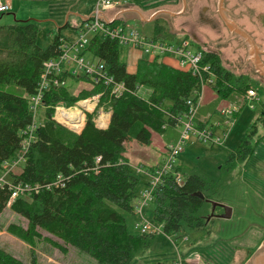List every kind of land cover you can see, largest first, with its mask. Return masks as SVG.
Returning a JSON list of instances; mask_svg holds the SVG:
<instances>
[{
	"label": "trees",
	"instance_id": "16d2710c",
	"mask_svg": "<svg viewBox=\"0 0 264 264\" xmlns=\"http://www.w3.org/2000/svg\"><path fill=\"white\" fill-rule=\"evenodd\" d=\"M161 29L156 23V36ZM38 30L32 22L0 25V173L4 163L22 155V161L6 173V183L0 187V214L8 207L25 221L24 226L8 224L6 232L30 245L42 240L40 232H45L60 241L48 240L63 253L72 247L97 264H132L146 254L154 235L130 233L126 227L124 215L134 214L139 175L124 156L125 143L134 141L147 146L153 136L179 127L187 110L186 101L199 90L198 79L179 68L168 55L137 59L134 71L129 72L123 59L124 47L95 33L84 52H89L91 60L101 64L112 83L121 84L123 90L113 95L111 86L95 83L84 74L64 71L50 75L48 87L40 92L39 106L44 109V117L36 125L31 99L40 88L44 63L60 55L59 46L65 41L56 33L47 48H40L36 44ZM197 49L202 53V63L214 73V85L205 88L213 96L226 100L231 94H244L256 87L248 76L231 74L218 53ZM51 78L57 80V85L50 82ZM72 80H83L85 87L70 92L66 83ZM5 86L21 91H8ZM141 87L146 89L145 94L139 93ZM205 90L203 97L211 99ZM96 95L98 104L86 113L79 132L53 119L57 106L70 107ZM100 108L110 114L105 128L94 123ZM257 123L264 127L263 115L250 126L248 140L227 155L220 182L179 168L162 176L146 209L163 234L187 229L199 235L196 240L207 236L208 225L220 216L217 212L223 214L222 206L212 207V203L218 202L235 167L252 154L256 141L251 144L249 140L256 134ZM33 124L31 138L23 150L24 132ZM146 171L153 174L155 169L149 167ZM178 174L182 175L180 184L175 182ZM16 186L25 190L10 200ZM0 264L35 262H22L0 248Z\"/></svg>",
	"mask_w": 264,
	"mask_h": 264
},
{
	"label": "rangeland",
	"instance_id": "374dc122",
	"mask_svg": "<svg viewBox=\"0 0 264 264\" xmlns=\"http://www.w3.org/2000/svg\"><path fill=\"white\" fill-rule=\"evenodd\" d=\"M110 1L113 8L129 5L147 9L165 5L172 0ZM10 2L11 5L13 2L15 11L10 14L0 13V25L22 22L35 23L39 29L36 35V44L44 49L52 43L56 33H59L61 38L66 40V43L72 44L77 41L81 29L83 33H86L82 28V19L87 20L93 15L95 0H10ZM199 2L196 1L197 4ZM205 4L210 6V12L216 13L215 6L213 7L211 3H202V1L198 5V10H201L200 8ZM226 4L230 6V0H226ZM17 8L20 9L18 14L16 12ZM107 9L109 8L102 9L100 13ZM105 12L108 13V11ZM212 18L216 23V28H214V25H198L200 29L197 31L200 39L193 40L194 45H197L200 50H213L222 55L229 62L225 68L231 74L239 76L238 74L242 73L240 68L242 67V71H244V68L247 67L243 65L245 63L243 61L245 57L244 49L240 47L237 50L240 59L239 64L236 66L233 62L231 65L234 39L229 34L224 38L221 24L216 22L215 17ZM102 21L106 26L123 28L125 31L134 30L143 37L151 38L154 35V22L141 23L137 20L120 18L110 25L104 20ZM242 21H244V18L240 19V23ZM160 23L163 28L158 39L172 45L179 43L192 29L188 27L189 29H179L172 33L171 26L165 20ZM95 33L85 34L87 43ZM99 36L101 37V35ZM86 46L80 49L79 52H83L81 55L84 60L90 61L89 52H84ZM140 58L147 57L139 50L129 46L124 47L123 59L128 71L134 70L136 60ZM242 75L247 76L245 72ZM248 77L251 82L256 84L253 89L256 92L257 99L244 100L245 93L231 94L226 100L219 97L207 99V95H205L204 102L203 99L202 102L207 107L199 110V114L201 117H206L207 113L210 114L208 119L206 118L207 122L204 126L213 128L214 135H220L223 130V128H216V123L221 121L219 111L229 107L235 112L227 126L228 129L225 130L224 141L221 144L198 142L194 138L188 137L183 142L181 152L174 159V169L179 168L184 173L195 172L214 182L221 181L224 175L222 166L227 155L243 141L248 140L250 126L264 112L262 106L264 104V87L260 86L257 77ZM66 87L70 92L75 93L79 87H85V83L83 80H72L66 83ZM13 88V86H5L4 89L20 93L19 88ZM250 89L252 90V88ZM145 92L144 87L139 89L140 94H145ZM207 93L208 89L205 90V94ZM98 101L99 98H92L78 101L70 107L57 106L54 108L53 119L71 131L78 130L85 122L86 113H91L97 106ZM68 110H77L80 113L79 119H72L69 124L66 121L61 123L56 116H64ZM33 115L34 123L38 125L44 117V109L38 106ZM107 119L108 112L100 108L95 115L94 123L97 127H104L105 125H99L105 124ZM74 125H78V127H74ZM180 132V127L169 129L164 135L153 136L150 145L147 146L138 145L134 141L125 143L124 156L128 159L131 168L134 170L141 168L142 170L138 173L139 181L135 188L136 193L146 185L147 177L143 174V171L149 167L154 169L161 167L166 155L163 146L167 148L170 144L176 143ZM262 134H264V127L257 123L256 134L253 136L254 138L249 140L251 144H254L259 138L257 136ZM214 203L230 209V217L215 219L213 223L208 225L209 233L207 236H202L203 239L196 240L199 235L193 234L187 229L178 234L165 235L159 228L160 234L154 235L152 245L146 254L133 261L132 264H180V261H185L188 264H250V260L257 250L264 249V140H259L253 145V152L245 164H239L235 167L228 177L226 186L220 193L218 202ZM208 211H210V208ZM143 214L146 220L152 222L151 213L147 209L144 210ZM124 216L128 232L138 233L135 225L140 222V219L137 215ZM10 223L25 225V221L20 216L12 213L6 207L0 214V248L22 262L34 261L35 264H97L92 258L72 247H67L64 253L61 252L49 243V241L60 243V241L45 232H40L42 240L35 242L33 245L26 244L6 232V227Z\"/></svg>",
	"mask_w": 264,
	"mask_h": 264
},
{
	"label": "built area",
	"instance_id": "2783aa9c",
	"mask_svg": "<svg viewBox=\"0 0 264 264\" xmlns=\"http://www.w3.org/2000/svg\"><path fill=\"white\" fill-rule=\"evenodd\" d=\"M112 2L110 0H95L93 15L85 21H83L82 28L86 33L80 31L79 37L75 43H66L62 41L60 48V55L55 59H50L44 63V71L41 76L40 88L37 94L31 99L32 111L36 110L39 106L40 92L48 87L47 78L50 75H56L60 72L68 71L72 75H82L84 74L91 80L96 82H102L105 86H111L110 92L113 95H119L123 90L121 84L112 83L110 77H108L104 71L101 64L96 63L92 60L87 61L82 57V53L79 52L87 45V40L85 34L90 32L99 33L103 37L117 41L120 46L132 47L136 50L141 51L146 57L155 58L157 56L168 55L172 57L179 68L189 71L193 76H196L199 83V90L194 95V98L188 99L186 101L187 110L182 115L179 127L181 132L179 133L178 140L176 143L170 144L166 148V155L162 162L160 168L155 169L153 174L148 173L146 170L143 174L147 177V182L145 187L139 192L138 198L134 205V214L140 219V222L135 225L138 232L142 234H160V227L150 222L144 217V210H146L149 203L154 197L155 191L158 189L159 183L162 176L173 171V162L176 156L181 152L183 142L188 138L192 137L198 142H209L221 144L225 138V130L228 129V125L234 115V111L229 107L219 111L221 116V121L216 123V128H223L220 135H214L213 128L209 127H199L197 125V113L201 106L203 99V93L205 88L213 86L215 81V76L209 65L202 63V53L198 50H194L191 44L187 40H182L177 45H170L161 41L147 39L139 35L136 31H125L123 28L106 26L100 18V11L102 9L110 8ZM12 10V5L10 0L0 1V13L9 12ZM50 82L53 85H57V80L51 78ZM92 98H99L96 95ZM90 98V99H92ZM256 97V92L254 89L247 90L244 94V100L254 99ZM88 112V111H86ZM99 125V126H104ZM83 126V125H82ZM78 128L74 132H79L82 128ZM35 125H31L25 133L26 139L23 143V150L30 140L33 129ZM102 128V127H99ZM22 161V155L20 154L17 159L11 162L4 163L2 166L3 171L0 173V187L6 183L5 176L6 173L16 164ZM137 173L142 172L141 168L136 170ZM175 182L177 184L181 183V176L178 174L175 176ZM25 188L21 186H16L12 189L10 194V200L14 199L16 196L21 194Z\"/></svg>",
	"mask_w": 264,
	"mask_h": 264
},
{
	"label": "crops",
	"instance_id": "0c3cea01",
	"mask_svg": "<svg viewBox=\"0 0 264 264\" xmlns=\"http://www.w3.org/2000/svg\"><path fill=\"white\" fill-rule=\"evenodd\" d=\"M196 1L197 2L202 1V3H211V5L213 7L215 6V12L216 13H214L213 11L210 12V6H206V4L200 8L201 10H198V5L200 4V2H199V4H197ZM246 3H247L246 0H230V6H227L226 0H172L171 2H169L165 5L157 6L154 8L150 7L147 9H140V8L134 7V6L123 5V6H117L115 8L111 7L107 10L102 11L100 13V18L110 25L120 18H123L124 20H137L141 23L154 22L153 31L155 30V24L156 23H158L160 25L161 24L160 22L165 20L168 23V25L171 26L172 33H175L179 29H189L188 27H191L192 29H190V33L185 35L182 40H187L191 44V47L194 50H198L197 45L196 46L194 45V43H195L194 41H197L200 39V35L197 31L198 29H200L198 27V25H200V24H204L206 26L214 25V28H216V23L212 17H215L216 22H218L220 24V21L218 20V17H217V14H218L222 17V20L224 22V25L223 26L221 25L222 26L221 29H222V31H224L223 37L225 38L229 34L234 39L233 48H232L233 54H232L231 62H230L232 65L236 58L239 59V53H237V51H234V45L236 43L235 37H241L243 40H247L248 35L246 33V29H249L250 25L247 23V18L244 15H242V17H241L242 19L244 18V21H242L241 23H240V20H238L236 22L230 20L229 19V15H230L229 11L233 5H236V7H237L236 14H239V12H242L244 10L243 7L246 5ZM13 11H15V9H14L13 2H12V10L9 12H6V13L10 14ZM105 11H108V13ZM16 12L18 14L20 12V9L17 8ZM106 13L109 15H107ZM82 20L84 21L86 19H82ZM176 21H177V23H176ZM160 32L161 31H159V34H160ZM159 34L156 36L154 33L153 37H151V38H147L145 36L144 37L147 39H152V40H154L153 38H156L157 41H161V39H158ZM248 39H249V37H248ZM161 42H163V41H161ZM179 43H177V44H179ZM167 44H170V43H167ZM170 45H172V44H170ZM241 48H243V47H241ZM208 51L214 52L213 50H208ZM244 52H245V50H244ZM257 53L258 52H255V50H253V46L251 45V49L248 53V58L253 59L255 61H258ZM220 56H221L222 60L224 61L225 66L228 65L229 62L227 60H225L222 55H220ZM245 56H247L246 52H245ZM147 59L151 60L152 58L147 57ZM133 71H129V72H133ZM238 75H242V74L240 73ZM207 94L209 97H211V99L215 98V96H213L209 92ZM203 98H205V96ZM203 102H204V99H203ZM203 102H202L199 110H203L204 108L207 107ZM262 106L264 107V104ZM199 110H198L196 119L199 123L206 125V122H207L206 120L208 119L210 114L207 113L206 117H201L199 114L200 113ZM215 112H216V110H215ZM109 115L110 114L108 113V119H109ZM263 115H264V112H263ZM108 119L106 120L107 122H108ZM107 122H105V126L102 128H105L107 126ZM261 136H262V138L260 140L262 141V140H264V134L257 136V137H261ZM147 180H146V182H147ZM146 182H145V184H146Z\"/></svg>",
	"mask_w": 264,
	"mask_h": 264
},
{
	"label": "flooded vegetation",
	"instance_id": "af4514ba",
	"mask_svg": "<svg viewBox=\"0 0 264 264\" xmlns=\"http://www.w3.org/2000/svg\"><path fill=\"white\" fill-rule=\"evenodd\" d=\"M247 3L243 7V11L236 14V5H233L229 11V19L232 21H238L241 19L242 15L247 18V23L250 25L249 29H246V33L250 39L243 40L241 37H235V45L234 51H237L239 47H243L246 55L243 61L245 62L243 65L245 70L242 71V67L240 71L245 72V75L250 77H257L260 81V86L264 87V78L259 74V67L264 68V0H246ZM218 20L220 24L223 26L224 22L222 17L217 14ZM251 45L254 47L255 52L257 53L258 61L248 58V53L251 49ZM240 60L236 58L234 60V64L237 66ZM240 67V66H238Z\"/></svg>",
	"mask_w": 264,
	"mask_h": 264
},
{
	"label": "water",
	"instance_id": "95a60500",
	"mask_svg": "<svg viewBox=\"0 0 264 264\" xmlns=\"http://www.w3.org/2000/svg\"><path fill=\"white\" fill-rule=\"evenodd\" d=\"M247 40L250 42V39H248V37H247ZM251 43V42H250ZM253 50H254V47H253ZM259 74H260V76H262L263 78H264V68H262V67H259ZM200 198H202V195L201 194H199L198 195ZM215 206H222L221 204H217V203H212V207H215ZM222 208H223V214H221L220 216H219V218L220 219H224V218H229L230 217V209H228L227 207H225V206H222ZM262 256H264V249L263 250H257V252L255 253V255L254 256H252V258H251V260H250V264H255V261L258 259V258H260V257H262Z\"/></svg>",
	"mask_w": 264,
	"mask_h": 264
},
{
	"label": "bare ground",
	"instance_id": "6f19581e",
	"mask_svg": "<svg viewBox=\"0 0 264 264\" xmlns=\"http://www.w3.org/2000/svg\"><path fill=\"white\" fill-rule=\"evenodd\" d=\"M80 113L77 110H68L64 116H56V118L62 123L67 122L68 124L71 122L72 119H79ZM73 124V123H72ZM74 127H78V125H74ZM255 264H264V256L258 258L255 261Z\"/></svg>",
	"mask_w": 264,
	"mask_h": 264
}]
</instances>
